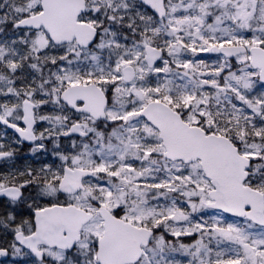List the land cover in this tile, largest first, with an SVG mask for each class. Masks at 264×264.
<instances>
[{
    "label": "snow or ice",
    "instance_id": "1",
    "mask_svg": "<svg viewBox=\"0 0 264 264\" xmlns=\"http://www.w3.org/2000/svg\"><path fill=\"white\" fill-rule=\"evenodd\" d=\"M0 124V257L264 264V0H0Z\"/></svg>",
    "mask_w": 264,
    "mask_h": 264
},
{
    "label": "rangeland",
    "instance_id": "2",
    "mask_svg": "<svg viewBox=\"0 0 264 264\" xmlns=\"http://www.w3.org/2000/svg\"><path fill=\"white\" fill-rule=\"evenodd\" d=\"M211 22V21H209ZM206 53H201L200 54V58L202 59H205L206 60ZM53 110V107L51 105H49L48 107H46L43 111L44 112H51ZM48 125L45 124V123H41L39 124L37 127L40 128V129H43L45 127H47ZM3 131V128H0V132ZM17 136L13 133H10L7 131V139H4V140H0V143H5L6 145L8 143H10V141L14 140ZM46 144L48 145V148L51 149L53 147L51 141H46ZM61 145L66 147L68 146V140H65L63 137H61ZM13 147H17L15 144L12 145ZM29 148L30 146L29 145H21L18 147V155H21L25 152L24 154V158L21 162H13L12 163H15L17 167L23 165V164H26V163H31L33 166H39V164L41 162L43 163H53L55 162L57 165L60 164V160L58 157L56 156H53L51 155V153H46V154H43V155H46L47 157V161L45 160H40L38 158V156H33L30 151H29ZM17 155V156H18ZM18 161H20V159H18ZM0 168L1 170L0 171H7L8 170V165L5 164V162L3 161H0ZM218 212V210H215V209H205V210H202L201 213L199 214H195V215H202L204 216L205 219H208L209 217L211 216H214L216 215V213ZM225 218H227L228 220H235V219H238V218H234V217H231V216H228L227 214H224ZM11 236L9 235L7 237V240H10ZM169 239H171V237L169 236L168 237ZM195 237H184L182 238V242L184 243H192L194 241ZM0 246H7L6 243H5V240L3 238H0ZM2 264H29V260H24V258L22 256H10V258L8 260H5L2 262Z\"/></svg>",
    "mask_w": 264,
    "mask_h": 264
},
{
    "label": "water",
    "instance_id": "3",
    "mask_svg": "<svg viewBox=\"0 0 264 264\" xmlns=\"http://www.w3.org/2000/svg\"><path fill=\"white\" fill-rule=\"evenodd\" d=\"M12 130H13V129H12ZM29 143H31V142H29ZM6 257H7V256H6ZM6 257H0V260L3 259V258H6Z\"/></svg>",
    "mask_w": 264,
    "mask_h": 264
},
{
    "label": "flooded vegetation",
    "instance_id": "4",
    "mask_svg": "<svg viewBox=\"0 0 264 264\" xmlns=\"http://www.w3.org/2000/svg\"><path fill=\"white\" fill-rule=\"evenodd\" d=\"M10 240H11V238H10Z\"/></svg>",
    "mask_w": 264,
    "mask_h": 264
}]
</instances>
